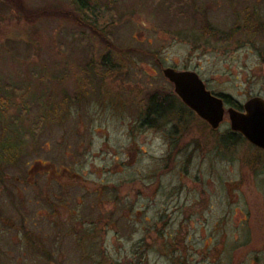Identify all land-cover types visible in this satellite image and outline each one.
Returning a JSON list of instances; mask_svg holds the SVG:
<instances>
[{"label":"rangeland","instance_id":"1","mask_svg":"<svg viewBox=\"0 0 264 264\" xmlns=\"http://www.w3.org/2000/svg\"><path fill=\"white\" fill-rule=\"evenodd\" d=\"M10 1L0 264H264V162L248 144L221 145L226 110L214 131L167 110L146 117L150 97H174L166 68L240 105L264 98L246 31L253 7L264 23V0H90L87 13L72 0Z\"/></svg>","mask_w":264,"mask_h":264},{"label":"water","instance_id":"2","mask_svg":"<svg viewBox=\"0 0 264 264\" xmlns=\"http://www.w3.org/2000/svg\"><path fill=\"white\" fill-rule=\"evenodd\" d=\"M164 77L173 85L179 100L212 130L223 121L225 110L230 130L242 136L249 144L264 152V100L253 97L243 105V111L225 109L220 96L208 91L194 71L163 70Z\"/></svg>","mask_w":264,"mask_h":264},{"label":"trees","instance_id":"3","mask_svg":"<svg viewBox=\"0 0 264 264\" xmlns=\"http://www.w3.org/2000/svg\"><path fill=\"white\" fill-rule=\"evenodd\" d=\"M8 0H5V2H7ZM20 0H18V3H17V8H21L22 7V3L21 1L19 2ZM74 2V4L77 5V8L82 11V12H85L87 13L88 12V7L92 6V7H95V2L91 3L90 0H72ZM14 2V0H11L10 1V4H12ZM81 19V18H80ZM74 20V19H73ZM82 20V19H81ZM76 21V20H75ZM84 20H82V22H78L81 24V23H84L88 26H90V30L94 31V33L96 35H98L99 33H101V31H104V26L101 28H97V24L98 21H96L95 19L93 20V23H90V22H83ZM77 22V21H76ZM77 22V23H78ZM96 22V23H95ZM104 25V24H103ZM100 26V25H99ZM102 26V25H101ZM102 34V33H101ZM149 107L147 108V111H146V117H150V118H161L164 116V112L167 110V111H170L172 112V115L173 117L174 116H180V114L182 113L183 109L180 108L176 103V97L174 95V97L172 96V98L170 97H165V98H161V99H158L156 97H150L149 99ZM226 102L229 103V99L227 97L226 99ZM176 114V115H175ZM182 116V115H181ZM183 119V117H182ZM195 120L203 123V125L205 126H208L206 123L202 122L201 120L199 119H196L194 118ZM177 123H180V124H186V123H181V122H177ZM188 123V122H187ZM209 127V126H208ZM210 128V127H209ZM211 129V128H210ZM212 130V129H211ZM214 131V130H213ZM238 139V140H237ZM234 142H241V143H244V144H248L251 146V144H249L246 140H244L239 134H234L232 131H229L227 132V134L222 138V140H220V143H222L221 145H223V147H229V146H232L234 145L233 143ZM225 144H229V145H225ZM252 148H254L253 146H251ZM10 149H8L7 153H8V157L7 158V161L8 162H11L12 161V156L10 155V153L14 150H12V147H9ZM231 148V147H230ZM257 153H258V159H260V162H264V152H262L261 150H259L258 148H254ZM13 153V152H12Z\"/></svg>","mask_w":264,"mask_h":264},{"label":"flooded vegetation","instance_id":"4","mask_svg":"<svg viewBox=\"0 0 264 264\" xmlns=\"http://www.w3.org/2000/svg\"><path fill=\"white\" fill-rule=\"evenodd\" d=\"M246 22H247V42H248V46L249 47V51L251 54H253L254 52L258 55L259 57V62L262 63L264 65V52H262L260 50V48H255V38L258 37L257 34H260V35H264V23L261 22L259 16L257 15V13H255V10H254V7L248 12L246 13ZM264 38V37H263ZM262 38V39H263ZM264 40V39H263ZM262 42V41H261ZM174 69V68H173ZM175 71H180V70H176L174 69ZM181 71H190V70H181ZM199 77V76H198ZM200 78V77H199ZM172 84V83H171ZM173 86V85H172ZM206 87V86H205ZM207 89V88H206ZM208 90V89H207ZM209 91V90H208ZM211 92V91H210ZM174 93V92H173ZM213 95H217V96H220L223 100V105L225 107V109L227 108H232V109H235L237 111H243V105L248 101H246L244 104H239L237 103L235 100H233L231 97H228L229 99V103L226 102V99H227V96H224V95H221V94H215L213 92H211ZM175 95V94H174ZM176 97V104L183 109L182 113L180 114V116H174L172 117V120H175L176 122H181V123H185V115H189L191 117V119H199L201 120L200 118H198L196 116V114L191 111L189 108H187L180 100L179 98H177V96L175 95ZM253 97H260L259 95H256V96H253ZM251 97V98H253ZM250 98V99H251ZM262 98V97H260ZM264 100V98H262ZM165 114V112H164ZM176 115V114H175ZM182 115V116H181ZM183 117V119H182ZM156 119V118H154ZM202 121V120H201ZM204 122V121H202ZM205 123V122H204ZM234 133V132H233ZM234 134H237V133H234ZM238 135V134H237ZM241 136V135H240ZM242 137V136H241ZM253 146V145H251ZM254 147V146H253ZM256 148V147H255ZM260 150V149H259ZM262 151V150H261ZM263 152V151H262Z\"/></svg>","mask_w":264,"mask_h":264}]
</instances>
